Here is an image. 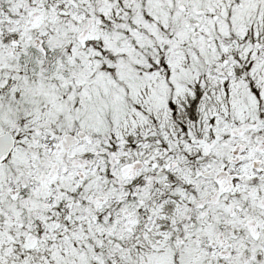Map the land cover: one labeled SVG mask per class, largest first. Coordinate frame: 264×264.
Listing matches in <instances>:
<instances>
[{
  "label": "snow or ice",
  "instance_id": "6c2138e0",
  "mask_svg": "<svg viewBox=\"0 0 264 264\" xmlns=\"http://www.w3.org/2000/svg\"><path fill=\"white\" fill-rule=\"evenodd\" d=\"M0 264H264V0H0Z\"/></svg>",
  "mask_w": 264,
  "mask_h": 264
}]
</instances>
